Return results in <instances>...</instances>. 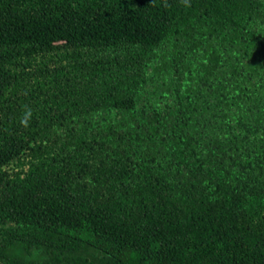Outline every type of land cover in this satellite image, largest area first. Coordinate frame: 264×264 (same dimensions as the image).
Here are the masks:
<instances>
[{
  "label": "trees",
  "instance_id": "1",
  "mask_svg": "<svg viewBox=\"0 0 264 264\" xmlns=\"http://www.w3.org/2000/svg\"><path fill=\"white\" fill-rule=\"evenodd\" d=\"M0 264H264V0H0Z\"/></svg>",
  "mask_w": 264,
  "mask_h": 264
},
{
  "label": "clouds",
  "instance_id": "2",
  "mask_svg": "<svg viewBox=\"0 0 264 264\" xmlns=\"http://www.w3.org/2000/svg\"><path fill=\"white\" fill-rule=\"evenodd\" d=\"M184 3L185 6H188L189 0H184ZM30 119H31V109H28L25 113L24 119L21 120V124L24 127H27Z\"/></svg>",
  "mask_w": 264,
  "mask_h": 264
}]
</instances>
